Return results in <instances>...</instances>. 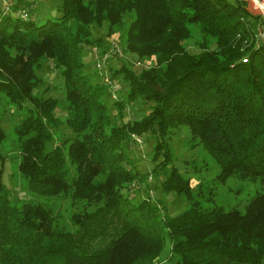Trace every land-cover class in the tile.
<instances>
[{
	"label": "trees",
	"instance_id": "trees-1",
	"mask_svg": "<svg viewBox=\"0 0 264 264\" xmlns=\"http://www.w3.org/2000/svg\"><path fill=\"white\" fill-rule=\"evenodd\" d=\"M243 3L59 0V15L40 22L26 12L0 15V92L24 108L13 128L16 167L25 185L43 196L61 192L100 201L72 214L74 230L57 227L48 206L11 201L0 167V264H150L166 242L178 264H264V231L249 236L243 225L247 218L264 222V193H255L243 211L203 206L162 140L154 146L162 158L150 171L160 166V190L183 195L187 205L168 214L160 197L132 201L122 191L144 178L126 165L123 145L130 133L156 130L162 139L173 124L186 125L197 137L217 164L220 180L235 174L264 183V42L254 40ZM125 11L127 33L139 39L128 47L154 53L155 63L137 73L121 63L110 76L126 82L127 100L141 96L151 105L140 118L114 125L101 98L107 86L83 71L81 48L98 44L92 26L121 24ZM194 25L213 40L212 48L205 44L197 53L187 48ZM45 58L63 77L64 121L71 132L51 147L46 141L62 120L54 110L56 99L33 92L40 81L35 71ZM114 103L121 105L118 99ZM3 135L0 126V140Z\"/></svg>",
	"mask_w": 264,
	"mask_h": 264
},
{
	"label": "rangeland",
	"instance_id": "rangeland-1",
	"mask_svg": "<svg viewBox=\"0 0 264 264\" xmlns=\"http://www.w3.org/2000/svg\"><path fill=\"white\" fill-rule=\"evenodd\" d=\"M58 4L59 0H0V15L9 13L13 16L18 13L21 16L22 12H26V18L40 22L45 17L58 16L60 13ZM243 4L248 5V9L245 8L250 13L251 27L255 33L259 17L253 16V14H258L249 2ZM128 19V13L125 11L121 16V24L109 26L104 21L98 26H92V36L99 37L98 44H83L81 48L82 69L88 78L92 82L102 83H104V78H107L113 84L112 88L114 90L110 91L106 87L101 98L110 114V124L114 125L140 118L151 105V101L143 99L141 96H135L133 99L127 100L125 97L127 92L126 82L119 76H110L112 71L119 68L121 63L136 73L140 68L147 69L155 63L154 53L137 54L128 47L129 43L134 45L139 40L127 33ZM205 44L209 48L214 46L212 39L208 40L207 35L203 36L195 25L192 26L190 35L186 39L187 48L191 52L197 53L204 48ZM93 48L104 57L100 61L102 63L100 69H97L94 65ZM35 72L40 77V81L34 86L33 92L54 97L56 99L55 113L62 119L53 131L52 137L46 141V147H51L57 144L61 138L71 134L64 121L67 107L64 97L63 77L59 72V67L48 58L42 60L40 67ZM116 99L121 101V105L114 103ZM23 104L28 105L27 102H23ZM23 115L24 108L11 103L6 99V95L0 92V126L4 133L3 138L0 140V154L4 155L0 158L1 179L9 190V197L12 202L20 204L24 201H33L48 206L57 227L74 230L76 224L73 222L72 214L90 210L97 206L100 201L91 200L86 202L84 199H73L61 192L52 196H43L31 192L27 188L24 178L16 167L19 159V146L13 128ZM159 139L169 147L168 149L172 154L171 162L188 178L193 198L203 206L220 205L224 209L235 208L243 211L245 204L255 193H264V183L259 179L240 178L235 174H231L220 180L216 175L219 170L217 164L204 150L197 137L190 136L186 125L173 124L163 134L162 139L156 130L148 129L140 134L130 133L128 141L124 143L123 153L128 160L126 165L144 175L141 181L132 180L122 188V191L132 201L146 195L152 198L160 197L163 204L161 209L168 214H175L187 205L183 195L172 191L164 193L160 190L159 181L164 174L160 166L155 171H150L154 161L162 158V150L160 148L154 149ZM153 152H156V155L151 160ZM235 224L242 225L238 219H236ZM243 225L249 236L264 231V222L254 218L245 219ZM151 262L153 264H178L177 256L171 252L168 242L164 244L159 254Z\"/></svg>",
	"mask_w": 264,
	"mask_h": 264
},
{
	"label": "built area",
	"instance_id": "built-area-1",
	"mask_svg": "<svg viewBox=\"0 0 264 264\" xmlns=\"http://www.w3.org/2000/svg\"><path fill=\"white\" fill-rule=\"evenodd\" d=\"M244 2H249L252 7L256 10L258 17H259V22L256 25V30L254 33V40L256 42H264V0H241ZM21 15L25 17L26 13L22 12ZM93 58L95 59V67L97 69H100L102 66V63L100 62L104 57L99 54V51L95 50L93 48ZM242 60H245V58H242ZM104 83L106 84L107 88L110 89V91H113L114 89L112 88L113 84L110 83V81L107 78H104Z\"/></svg>",
	"mask_w": 264,
	"mask_h": 264
},
{
	"label": "crops",
	"instance_id": "crops-1",
	"mask_svg": "<svg viewBox=\"0 0 264 264\" xmlns=\"http://www.w3.org/2000/svg\"><path fill=\"white\" fill-rule=\"evenodd\" d=\"M247 9H248V5L247 6H245Z\"/></svg>",
	"mask_w": 264,
	"mask_h": 264
}]
</instances>
